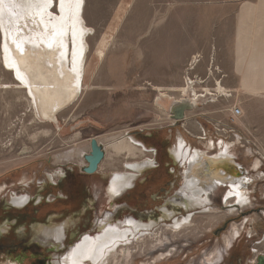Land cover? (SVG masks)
Masks as SVG:
<instances>
[{
    "label": "rangeland",
    "instance_id": "obj_1",
    "mask_svg": "<svg viewBox=\"0 0 264 264\" xmlns=\"http://www.w3.org/2000/svg\"><path fill=\"white\" fill-rule=\"evenodd\" d=\"M82 16L92 29L85 38L82 89L56 114L57 124L39 119L27 89L4 65L0 24V226H7L0 232V264H52L81 235L108 224L122 227L129 216L157 221L162 206L172 210L171 198L190 171L171 155L178 135L189 155L197 151L201 159L214 156L220 141L231 142L236 166L230 164L228 173L248 178V203L224 206L228 187L217 185L186 226H165L187 215L178 207L173 218L158 220L155 236L117 245L116 257L104 264H254L264 254V0H84ZM22 30L26 47L35 29ZM187 77L198 92L206 87L211 93L174 119L169 101L162 98V107L155 101L157 87L180 99L179 91L167 88L183 86ZM234 106L239 117L231 113ZM127 136L149 151L114 148ZM92 137L105 155L97 171L86 174L83 155ZM146 158L153 165L111 195L109 175L135 174L125 163ZM14 194L31 201L14 207ZM68 218L73 223L60 244L33 229ZM216 253L214 262L207 260Z\"/></svg>",
    "mask_w": 264,
    "mask_h": 264
},
{
    "label": "bare ground",
    "instance_id": "obj_2",
    "mask_svg": "<svg viewBox=\"0 0 264 264\" xmlns=\"http://www.w3.org/2000/svg\"><path fill=\"white\" fill-rule=\"evenodd\" d=\"M56 1L58 11L53 13L50 8L54 0H0V24L4 34L2 42L4 65L27 89L39 119L57 124L56 114L74 101L82 89L84 57L87 50L85 38L92 29L86 26L82 16L84 0ZM13 3H16V9L13 8ZM10 27L12 28L10 29ZM23 27L35 29L30 33L26 47L20 43V40L27 36L23 35ZM8 34L11 35L10 42L7 40ZM196 60L194 58L191 61V66L196 63ZM196 83L187 77L183 86L167 88V90L179 91L182 96L180 99H173V97L162 93L164 88L157 87L159 93L157 92L158 96L156 95L155 101L160 107L169 101L170 113L183 105L184 109L192 108L200 97L211 93L206 87L201 88V91L198 92L195 89ZM217 88L219 91L224 90L220 85ZM162 98H165L166 101L163 102ZM219 144L214 156L201 159L197 151L193 155H189V148L184 147V140L178 135L177 143L174 146V148L177 146V150L173 148L171 155L173 154V160L174 158L178 160L176 158L179 156L181 164L187 162L190 171L184 177V186L177 193L178 197L171 198L172 210H168L164 205L157 221L155 219L134 220L129 216L125 219L122 227L108 224L96 234L81 235V238L69 247L66 254L64 253L62 260H53L52 264H83L86 260L91 264H104V261L109 257H116L117 245L128 244L135 237L155 236L153 231L157 228L158 220L161 222L164 219L173 218L175 211L180 207L187 211V215L182 220L173 218L171 225H165L178 230L182 225H187L193 210L207 205L209 199L207 191L216 188L217 185L228 187L223 197L225 206L239 205L242 207L247 204L249 198L246 180L248 178L246 176L234 177L228 173L227 168H230V164L235 163L233 154L227 142L220 141ZM207 145L214 147L213 142ZM114 148L124 149L126 153L127 151L134 152L136 149L149 151L146 145L132 136H127L123 142L114 145ZM198 158L202 164L200 167L196 166ZM153 163L151 158L139 162H126L125 166L136 173H111L109 175L110 194L118 195L125 187L129 188L128 186L132 184L136 174L151 167ZM258 165L259 161L256 160L253 168L257 169ZM216 166L219 168H215ZM47 177L50 179L53 174H49ZM29 201L31 199L28 194L19 196L14 194L10 198V205L21 208L26 206ZM40 201L41 197L37 195L36 202ZM72 223L73 221L68 218L60 223L35 224L33 229L44 236H51L60 244L59 242H62L66 237V228L71 227ZM6 227L5 223L2 224L0 232L7 230ZM231 231L233 235L238 234L236 227ZM217 255L218 253L210 256L207 260L214 262Z\"/></svg>",
    "mask_w": 264,
    "mask_h": 264
},
{
    "label": "water",
    "instance_id": "obj_3",
    "mask_svg": "<svg viewBox=\"0 0 264 264\" xmlns=\"http://www.w3.org/2000/svg\"><path fill=\"white\" fill-rule=\"evenodd\" d=\"M185 106H181L175 111H171L172 117L174 119L182 118L184 115ZM104 150L102 146L98 143L96 137H92L89 140V151L84 154L83 159L85 165L82 166V172L86 174H92L97 171L99 163L104 158ZM6 224V223H5ZM254 264H264V254L259 253L255 257Z\"/></svg>",
    "mask_w": 264,
    "mask_h": 264
},
{
    "label": "built area",
    "instance_id": "obj_4",
    "mask_svg": "<svg viewBox=\"0 0 264 264\" xmlns=\"http://www.w3.org/2000/svg\"><path fill=\"white\" fill-rule=\"evenodd\" d=\"M231 113L233 116L235 117H239L241 114H242V111L239 107L237 106H234L232 109H231Z\"/></svg>",
    "mask_w": 264,
    "mask_h": 264
},
{
    "label": "crops",
    "instance_id": "obj_5",
    "mask_svg": "<svg viewBox=\"0 0 264 264\" xmlns=\"http://www.w3.org/2000/svg\"><path fill=\"white\" fill-rule=\"evenodd\" d=\"M229 144V148H231L233 146V144L231 142L226 141ZM233 165H235V163H232ZM236 166V165H235ZM232 167V166H231Z\"/></svg>",
    "mask_w": 264,
    "mask_h": 264
},
{
    "label": "flooded vegetation",
    "instance_id": "obj_6",
    "mask_svg": "<svg viewBox=\"0 0 264 264\" xmlns=\"http://www.w3.org/2000/svg\"><path fill=\"white\" fill-rule=\"evenodd\" d=\"M234 177H236V176H234ZM225 206V205H224ZM233 206H235V205H233Z\"/></svg>",
    "mask_w": 264,
    "mask_h": 264
}]
</instances>
